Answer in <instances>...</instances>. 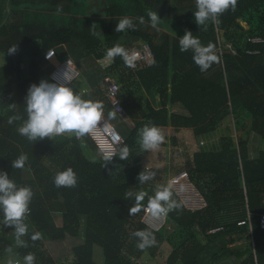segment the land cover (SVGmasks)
Returning a JSON list of instances; mask_svg holds the SVG:
<instances>
[{"label": "trees", "instance_id": "trees-1", "mask_svg": "<svg viewBox=\"0 0 264 264\" xmlns=\"http://www.w3.org/2000/svg\"><path fill=\"white\" fill-rule=\"evenodd\" d=\"M92 3L102 4L100 29L97 18L90 15ZM149 11L159 14V31L140 25L139 18L147 22ZM195 11V0H0V55L5 56L0 65V172L34 192L25 221L29 231L23 237L29 247H15L13 228L3 224L0 211V263L8 256L5 247L13 245L16 258L34 253L36 264H57L46 242L70 241L72 254L63 264H139L144 255L157 258L165 242L173 249L165 264H264V149L253 155L249 147L251 133L264 139V0H238L236 10L226 11L219 23H209L207 31L199 29ZM122 17L132 18L136 30L116 33ZM94 24L99 35L92 34ZM186 30L203 45H215L220 63L206 73L195 65L191 51H180L179 37ZM140 41L151 49V65L129 68L117 56L102 67L108 48L119 44L130 50ZM13 45L16 51L9 54ZM52 50L58 60L73 58L82 67L69 87L85 100L100 102L106 117L109 112L121 115L108 99L104 81L115 76L121 86L122 115L134 123L123 136L130 151L139 145L138 130L145 124H154L162 133L173 127L172 135L163 134L161 145L175 146L177 160L157 168L148 196L154 195L157 185L187 172L206 206L189 210L172 190L182 207L169 212L165 228L154 230L155 246L136 247L131 233L148 226L142 222L143 210L129 216L135 200L124 198L131 186L139 184L144 160L116 156L104 167L102 159L87 155L86 146L93 148L94 143L89 135L80 140L62 135L33 143L18 133L27 119L29 87L41 80L53 82L48 68H43L53 66L46 58ZM95 66L104 75L90 77L91 92L83 95L78 86L81 76ZM152 92L161 96V107L152 103ZM175 107L182 112H175ZM17 114L22 119L9 124L8 118ZM230 119L244 132L240 138L227 134L217 143L200 145L201 137H212ZM22 153L28 161L23 169H14L12 160ZM68 167L77 173V185L56 187L55 173ZM37 231L42 239L33 242L31 236ZM240 242L250 245L244 251L231 248ZM97 247L103 250V262L97 259Z\"/></svg>", "mask_w": 264, "mask_h": 264}, {"label": "clouds", "instance_id": "clouds-1", "mask_svg": "<svg viewBox=\"0 0 264 264\" xmlns=\"http://www.w3.org/2000/svg\"><path fill=\"white\" fill-rule=\"evenodd\" d=\"M238 0H195L196 11L194 18L199 29L207 31L209 23H219L220 17L229 9L236 10ZM148 20L144 17L139 18L140 25L151 27L159 31L160 16L157 12L149 11ZM137 25L130 17L119 18L114 31L116 33L127 30H136ZM92 34L99 35L95 31V24L92 26ZM179 47L181 52H192V59L201 73H206L214 63H220V56L216 54L215 45L209 42L203 45L200 39L193 35L191 30H186L185 34L179 37ZM16 51V45L9 50V54ZM119 56L126 67L135 68L138 54L117 44L106 50L104 62H114ZM47 58V57H46ZM60 61V60H59ZM52 65L54 63L50 62ZM70 83L68 70L64 72L59 82H49L41 80L39 84L33 83L26 96L27 119L18 127L20 135L26 137L31 142L62 136L65 134L74 135L77 140L82 139L95 132L97 126L104 121L103 105L100 102L85 100L80 94H77L67 84ZM15 108V103L10 105ZM115 112L107 114V120L114 119ZM22 117L17 114L8 118V123L12 124ZM108 127L107 124L104 125ZM95 139V137L93 136ZM162 131L154 124H145L138 130L137 143H139L142 152H151L159 148L164 142ZM113 143L118 146V151L101 147L99 149L104 167L118 156L121 160H127L130 150L127 144H124L119 136L113 138ZM28 161L27 154L22 153L15 160H12L14 169H23ZM156 171L145 167L141 171L137 180L143 185L150 180L155 179ZM78 182L77 173L72 167L66 170L58 171L54 175L53 183L56 187H75ZM175 181L169 180L166 185H157L155 193L148 196L145 191H126L124 198L133 199L135 203L129 209V216L136 215L140 211H145L151 218L159 219L166 217L169 212L180 210L182 205L174 200L173 185ZM34 192L30 186H17L14 180L9 178L7 172H0V211L3 213V224L13 228L15 247H29L28 242L23 239L28 235V224L25 222L30 214V203ZM148 196V203L143 205L145 197ZM132 237L137 239L136 247L139 250H145L157 244L154 230L151 226L142 230H136L131 233ZM42 239V233L34 232L31 236L33 242ZM9 259L7 264H21L14 259V247L8 245L4 249ZM23 264H36L34 253H27L23 257Z\"/></svg>", "mask_w": 264, "mask_h": 264}, {"label": "rangeland", "instance_id": "rangeland-1", "mask_svg": "<svg viewBox=\"0 0 264 264\" xmlns=\"http://www.w3.org/2000/svg\"><path fill=\"white\" fill-rule=\"evenodd\" d=\"M102 4L97 5L96 3H92L91 4V9H90V15L93 17L97 18V26L100 29L101 28V20L99 19L98 15L100 12V8H101ZM103 7V11H106V4L104 2ZM87 12H88V6H87ZM85 14V13H84ZM87 14V13H86ZM85 14V15H86ZM245 30L249 29V26L247 25V27H244ZM138 45H141L142 42L140 41L139 43H137ZM47 59L49 62L52 63H56L57 61L55 60L54 54L51 52H49L48 56L46 55ZM5 62V56L3 54L0 55V65L4 64ZM88 63V62H87ZM91 64V63H89ZM25 67V66H24ZM80 67V70L82 71V67ZM27 68V67H26ZM43 68L45 70V68H48V73H50V66H46L43 65ZM93 75H104L103 71H100L99 67H93V68H89V70L87 71L86 75H82L81 79L83 80L82 83L78 84L79 89L82 91L83 95L91 92V86H90V77H94ZM115 78V76H112ZM116 79V78H115ZM86 91V92H85ZM154 95V93H152ZM159 96V95H158ZM153 98H156V95L153 96ZM175 112H182L181 109H178L177 107L174 108ZM125 117V116H124ZM123 117V115H118L116 114L114 119L109 120L118 130V132L124 136L126 133L128 134L133 126V121L129 118L125 119ZM107 118V117H106ZM243 131L242 130H237L235 128L234 122L233 120H228L225 122V124L223 126H221L215 133H213L212 137H201L200 138V145L202 146H209V144H214L217 143L219 138L223 135H227V134H232L234 135L237 139L240 138V136L243 135ZM173 133H171L170 135H172ZM68 135V134H65ZM71 136V135H70ZM250 153L251 154H257L259 153V151L261 149H264V139L257 134L256 132L251 133L250 137ZM86 152L87 155L90 159L92 160H100V156L99 154L94 150V148L92 147H88L86 146ZM96 149V148H95ZM97 150V149H96ZM99 152V151H98ZM166 160H144V164L146 166V168L150 169V170H154L155 168H161L162 166L165 165ZM156 169V170H158ZM154 170V171H156ZM157 173V172H156ZM157 176V175H156ZM156 178V177H155ZM186 182V181H185ZM155 179L148 181L147 183L141 185V184H136L130 187L129 191H133L138 192V191H145V192H149L150 188L152 186H155ZM194 188V187H193ZM192 188V189H193ZM174 192L177 193V195L180 198V201H182V203L189 209V210H199L205 207V203L202 201V196H200L199 192L194 188L193 190L195 191V193L197 195H199V200H197L198 198H196L197 196L194 193V197L191 194L190 196L187 195H183L184 190H182V196H180V194L177 192V188L175 186H173L172 189ZM174 200V195L172 197ZM190 200L194 201V206H191V203L189 202ZM197 201H202V202H198ZM197 203V204H196ZM190 204V205H189ZM56 223H60V219L58 217V215H54ZM171 228H169L170 230ZM250 242H240V243H236L233 246H231V248L233 249H237L240 251H244L246 250V248L250 245ZM72 243L70 241H64V242H56V243H50V242H46V247L49 251V253L53 256V258L55 259V261L57 262V264H63L65 262V259L67 258V256L71 255V249H69L70 245ZM172 246L165 242L163 244V247L161 249V253H159L158 257L155 259H151V257L149 255H144L141 260L139 261V264H165L167 259L171 256L172 254ZM97 259L99 262H103V250L99 247H97V251H96ZM14 259L20 260L19 258H16L13 256ZM9 259V256H7L0 264H7V261ZM231 263L237 262L234 259L230 260Z\"/></svg>", "mask_w": 264, "mask_h": 264}, {"label": "built area", "instance_id": "built-area-1", "mask_svg": "<svg viewBox=\"0 0 264 264\" xmlns=\"http://www.w3.org/2000/svg\"><path fill=\"white\" fill-rule=\"evenodd\" d=\"M253 41L260 42L261 40L259 39V40H253ZM130 51H135L138 54V59L136 61V64L151 65L153 63L152 52H151L149 45L142 43L141 45H139V47L132 48L130 49ZM100 62L103 68H106L109 65H111V63H113V62H110V63L104 62V58H102ZM67 70H68V75L70 77V83H68L67 86H70L71 84L75 83V81L81 74V72L78 70L77 63L75 62L73 58H67L64 61H58L57 63H54L49 73L50 80L53 82H59L64 72ZM104 81L106 82L107 87H108V93H107L108 99L110 100L114 109L122 115L123 109L118 100V94L121 88L120 84L117 83L116 80L112 77H105ZM104 117H105L104 121H102V123L97 126V129L95 130V132L90 134L89 136L93 140L98 151L101 147L118 151V146L113 143V138L115 136H119L121 140L123 141V143H125V139L118 132L116 127L109 120H107L106 116ZM105 124L108 125L107 128L104 127ZM93 136L95 137V139L93 138ZM115 158L116 157H114L113 160ZM171 180L175 181L173 186L175 187L178 186L177 192L180 194V196H182L183 189L181 188L182 185H179L180 184L179 181L185 180L186 182L189 183L188 173L182 172L179 175L172 177ZM202 201L205 203L203 198H202ZM202 201H197V203L202 202ZM189 202L191 203V206H194L195 203L193 200H190ZM205 206H206V203H205ZM168 216H169V213L166 217H162L159 219H153L144 211L142 222L148 227L151 226V229L155 231H159L166 227ZM245 223L246 222H242L240 223V225H244ZM261 226L264 229V215L262 216V219H261ZM216 231L217 230H212L211 232L213 233ZM19 261L21 262V264H23V260L20 259Z\"/></svg>", "mask_w": 264, "mask_h": 264}, {"label": "crops", "instance_id": "crops-1", "mask_svg": "<svg viewBox=\"0 0 264 264\" xmlns=\"http://www.w3.org/2000/svg\"><path fill=\"white\" fill-rule=\"evenodd\" d=\"M52 53L54 54L55 60L58 62L59 60L57 59L56 54H55V52L53 50H52ZM77 67H78V70L81 72L79 65H77ZM152 93H154V95H156V98H153L154 95ZM152 93L149 94V98L151 99L152 103L154 104V106L156 108L161 107V96H158L159 94H157L155 92H152ZM104 116H106V115L104 114ZM125 119H127V118H125ZM133 127H134V123H133L132 128ZM173 132H174L173 127H169V128H166L164 130L163 134H171ZM92 146H93L94 150L99 154L100 159H102L101 154H100V152H98V149H97V147L95 146L94 143H92ZM174 153H179V150L175 149V146L170 145V144H168V145H160L159 148H157L156 150L151 151V152H142L141 148H140V145H138V146L134 147L130 151V155H129L127 160H135L137 157H139V160H166L165 164H167L168 160H177V158L174 159ZM156 169L157 168H155L154 170H156ZM184 186H185V189H184L183 193L185 194V196H187V195L190 196L192 194L193 197H194L195 191L193 189L195 187L190 183V181H189V183L188 182H184ZM176 188H177V186H176ZM195 195L197 196L196 198H198L197 200H199L200 196L197 195L196 193H195Z\"/></svg>", "mask_w": 264, "mask_h": 264}, {"label": "bare ground", "instance_id": "bare-ground-1", "mask_svg": "<svg viewBox=\"0 0 264 264\" xmlns=\"http://www.w3.org/2000/svg\"><path fill=\"white\" fill-rule=\"evenodd\" d=\"M179 182H180V184H179V185H182V187H181V188L184 190V189H185V186H184V182H185V180H183V181H182V180H180ZM187 186H188V185H187ZM189 186H190V185H189ZM177 187H178V186H177ZM182 197H183V195H182Z\"/></svg>", "mask_w": 264, "mask_h": 264}, {"label": "water", "instance_id": "water-1", "mask_svg": "<svg viewBox=\"0 0 264 264\" xmlns=\"http://www.w3.org/2000/svg\"><path fill=\"white\" fill-rule=\"evenodd\" d=\"M125 118H127V116H125Z\"/></svg>", "mask_w": 264, "mask_h": 264}]
</instances>
